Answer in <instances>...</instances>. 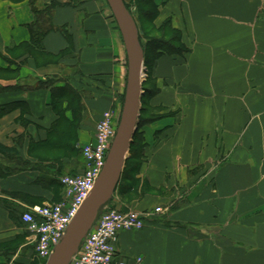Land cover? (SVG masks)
I'll return each mask as SVG.
<instances>
[{"label":"crops","instance_id":"crops-1","mask_svg":"<svg viewBox=\"0 0 264 264\" xmlns=\"http://www.w3.org/2000/svg\"><path fill=\"white\" fill-rule=\"evenodd\" d=\"M31 1L0 0V146L35 167L0 178V264H42L21 215L61 202L60 176L84 167L56 134L81 151L104 112L117 122L126 86L105 0H34L58 4L35 42ZM155 3L153 27L169 22L186 52L152 61L142 165L121 184L138 182L108 205L163 212L118 234L113 264H264V0Z\"/></svg>","mask_w":264,"mask_h":264},{"label":"built area","instance_id":"built-area-1","mask_svg":"<svg viewBox=\"0 0 264 264\" xmlns=\"http://www.w3.org/2000/svg\"><path fill=\"white\" fill-rule=\"evenodd\" d=\"M142 77L146 75L142 74ZM116 129L117 122L113 114L104 112L94 127L92 141L81 146L84 165L81 174L62 175L59 178L64 189L61 202L35 206L21 215V221L28 233V244L32 245L42 264L49 259L93 190L105 165ZM162 212L160 207L155 208L153 212L105 209L82 241L70 264H113L118 234L123 231L140 230L148 217Z\"/></svg>","mask_w":264,"mask_h":264},{"label":"water","instance_id":"water-1","mask_svg":"<svg viewBox=\"0 0 264 264\" xmlns=\"http://www.w3.org/2000/svg\"><path fill=\"white\" fill-rule=\"evenodd\" d=\"M105 1L116 22L126 53L127 77L121 114L105 165L93 190L45 264H70L99 213L112 199L127 160L132 138L137 130L140 99L143 95L144 52L139 41L136 22L126 9L123 0Z\"/></svg>","mask_w":264,"mask_h":264},{"label":"trees","instance_id":"trees-1","mask_svg":"<svg viewBox=\"0 0 264 264\" xmlns=\"http://www.w3.org/2000/svg\"><path fill=\"white\" fill-rule=\"evenodd\" d=\"M136 2L138 4V8L140 12L142 13V16L146 19L145 21L148 23L150 28L160 34L159 38H152L150 36L145 41L144 51H143L144 52V66L148 70V73H147L148 75L147 82H148L150 80L149 69L151 68L152 61L154 59L158 58L162 54L174 55V54L185 53L186 48L181 43L180 34L176 32L175 30L171 29L169 22L164 23V25H162L161 27L157 29L153 27L152 22L154 18L156 17L157 10H158V5H156L155 0H136ZM139 4L144 6L143 12L141 11V7ZM56 7H58V4L56 2H50L48 4L43 5L42 7H38L35 4L34 0L30 2V9L34 16V21L29 26V29L31 31L33 42L40 40L44 36H46L48 33L57 30L52 25V21H51L53 12L56 9ZM125 7L129 11L126 5ZM166 30L174 33L170 39H166L165 37ZM147 82H144L143 87H142L144 95L141 97V100H140L142 106L140 109V118L138 119L139 124L144 122V119H142L143 118L142 114L144 111V105H145L146 99L150 97V95H153L154 93V91L151 89V81L148 83ZM47 84L49 85V82ZM149 121H153V120L150 119L148 120V122ZM70 131L71 130L68 129L62 133L56 134L57 140L55 144L62 146L64 149L72 151V153H74L75 155L72 158V164L78 165L79 160L83 159L81 151L77 150L75 146L72 144H69L68 146L67 144L68 142H65L66 138L71 133ZM144 148H145V145L143 143L141 133L136 131L132 138L129 157L124 164V170L122 173L124 177L121 180L122 182L124 181V179L128 177L129 173L137 174L138 171L140 170L141 165H142V158L144 156ZM0 154L5 155L4 160L0 161V178L9 177V176L14 175L15 173H19L22 171L35 168L29 162L23 161L18 155V152L16 149H8V148L0 146ZM79 155L81 156L82 159H80ZM73 175H77V174H73ZM121 181L119 182V185L117 186V190L120 192V194L128 193V191H131L132 188H134L136 186V183L138 182L136 179H132L133 185L127 186L126 183L121 184ZM61 188L63 189L62 185H61Z\"/></svg>","mask_w":264,"mask_h":264},{"label":"rangeland","instance_id":"rangeland-1","mask_svg":"<svg viewBox=\"0 0 264 264\" xmlns=\"http://www.w3.org/2000/svg\"><path fill=\"white\" fill-rule=\"evenodd\" d=\"M123 3H125L124 5H126L129 9V12L132 14L133 18L135 19V22H136V26L138 28V33H139V41H140V44L143 48V51H144V45H145V41L146 39H148L150 36L152 38H159L160 37V34L158 32H156L155 30H152L150 28V26L148 25V23L145 21L146 19L142 16V13L140 12L139 8H138V4L136 2V0H123ZM140 7H141V11L143 12V7L141 4H139ZM173 32H170V31H167L165 32V37L166 39H170L172 36H173ZM144 65V64H143ZM143 74H147L145 73V69H144V66H143V70H142ZM143 79H146V77H144ZM142 79V80H143ZM142 87H143V83H142ZM124 96V95H123ZM123 98H121L120 100V107L122 109V104H123ZM141 103V102H140ZM121 109H120V112H119V116H118V120H117V127H118V122H119V118H120V114H121ZM145 116H148L147 114H142V117H145ZM140 118V112H139V117L138 119ZM132 143V141H131ZM130 148H131V144H130V147H129V150H128V154H127V159L129 157V153H130ZM126 162V161H125ZM125 164V163H124ZM124 170V168H123ZM123 173V171H122ZM78 175V174H77ZM124 177L123 174H121V177H120V180L119 182L122 180V178ZM122 182V181H121ZM119 184V183H118ZM118 186V185H117ZM142 187H144L142 185ZM141 187V188H142ZM116 191V190H115ZM115 193V192H114ZM114 196V194H113ZM112 196V198H113ZM110 203V202H109ZM108 203V204H109ZM106 205L107 208H109V205ZM107 208H103V210L107 209ZM35 264H38V262H36Z\"/></svg>","mask_w":264,"mask_h":264}]
</instances>
